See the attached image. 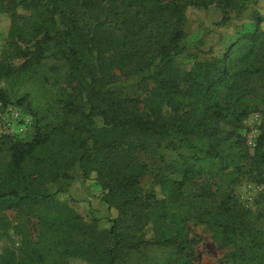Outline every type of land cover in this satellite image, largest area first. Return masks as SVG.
I'll return each mask as SVG.
<instances>
[{
  "label": "trees",
  "instance_id": "1",
  "mask_svg": "<svg viewBox=\"0 0 264 264\" xmlns=\"http://www.w3.org/2000/svg\"><path fill=\"white\" fill-rule=\"evenodd\" d=\"M257 1L180 0L179 3H166L163 0H46L47 17L39 22L35 16L44 10L39 8L44 0H13L18 13L20 9L31 10V14L25 16L26 22L31 26V35L43 37L35 42L34 50L27 48L20 51L25 60L19 67H9L4 55L0 56V82L5 77L16 74L27 76L34 72L45 55L41 41L49 37L45 22L49 19L56 26L55 16L59 14L66 17L69 12L74 24L72 29L62 30L65 46L60 45L59 51L71 65V77L79 85L86 87L82 91H85L86 101L90 106L86 111L81 104L70 100L64 102V108L69 113L83 116L82 127L93 142L89 145L88 140H82L79 143L82 148L79 157L65 162V168L68 170L78 162L85 176L91 173L89 169L95 171L97 180L107 190L104 200L109 207L116 206L119 215L110 219L112 225L109 230L99 231L94 224L83 222L82 217L69 204L58 201L54 194L39 189L33 191L28 186H23V192H19L17 188L0 192V203L9 202L7 197L12 196L17 202H9L7 207L20 202L31 207L42 205L43 212L56 214L53 220L59 219L69 224L66 226L67 238L64 241L73 239L71 230L77 231L75 235L80 232L91 238L88 243L74 240L63 243L68 255L87 254V258H94L90 252L99 250L105 254L104 264H115L120 251L124 249L130 251L143 245H158L173 247L176 250L177 264H195L194 244L197 239L191 236L189 226V221L194 216L182 209V197L185 183L195 174H202V171L188 169L180 180L158 174L155 177L156 187L146 191L140 184V178L145 174L147 166L134 154V142L137 147L146 148L148 136H183L185 139L198 138L223 147L227 139L234 136V130L242 127L243 118L264 105V44L261 45L260 42L264 38V30L257 29L250 36L252 44L241 57L235 58L232 50L227 49L221 55L212 54L207 59L196 60L190 70H184L175 63V57L188 46L187 40H182L185 32L176 28L169 34L166 29L171 26L175 16L190 7L208 8L213 3H225L234 5L242 13L245 6ZM49 2H52L51 6ZM81 6L98 10V16L104 18L105 22L97 20L96 24L98 21L106 24L101 33L95 35H91L93 29L90 32L84 30V36L90 37L86 42H82V34L77 38L78 33H81L78 9ZM233 18L230 12H223L217 24L225 25ZM111 20L116 22L112 23ZM256 20L260 23L263 18L257 16ZM156 28H165V31L154 32ZM0 32L19 39L25 38L21 36L22 26L15 23V15L8 14L2 0ZM153 37L160 38L150 51L148 44ZM90 42H97L98 50L95 54L97 66L89 74L91 80L88 81V77L85 76V79L82 75L86 74L85 69L89 67L87 52L93 51ZM109 47L117 48L119 57L113 55L107 58L105 52ZM131 63L137 64L139 72L146 71L147 77L154 82L152 97L141 100L106 87L108 79L115 78L111 72L113 68ZM15 94L13 88L0 86V102L3 105L12 103L11 97ZM22 101V97L17 99V103ZM166 108H169V113L165 111ZM98 115L103 119V128L99 131H105L104 136H95V129L90 127L95 125L94 117ZM63 122L64 120L62 125ZM225 127H229L227 132ZM37 130L36 128L31 140H11V174L20 175L27 158L48 142L49 136ZM3 138L0 137V142H4ZM74 143L73 140L72 144ZM234 143L235 140H232L229 147L231 150L225 153V158H213L219 156L220 152L213 155L203 144V148L198 151L205 153L207 158L204 159L216 163L219 170L224 171L233 166V170L239 171L241 167L235 158L236 152L232 147ZM123 144L125 146L119 152V147ZM253 156L254 169L263 184L259 197L264 206V129L256 140ZM59 176V173H55L52 179H58ZM62 176L69 177L67 172ZM204 214L198 216L200 221H215L230 231H236L239 225H245L249 221L243 212L229 205L227 200H223L216 210L208 209ZM149 226L154 232L153 240L131 233ZM39 254L42 253L32 251L30 262L42 260ZM1 260V264H17L14 251Z\"/></svg>",
  "mask_w": 264,
  "mask_h": 264
},
{
  "label": "rangeland",
  "instance_id": "2",
  "mask_svg": "<svg viewBox=\"0 0 264 264\" xmlns=\"http://www.w3.org/2000/svg\"><path fill=\"white\" fill-rule=\"evenodd\" d=\"M2 2L6 5L8 14L15 15V23L22 26L21 36H25L19 39L0 32V56L4 55L6 65L16 68L25 60L20 51L27 48L34 50L35 42L41 40L43 35H31V26L25 17L31 14V10L20 9L19 14L13 0ZM45 2L46 0L39 6L44 9L42 13L35 16L39 22L47 17ZM51 5L52 2H49V6ZM66 8L68 12V7ZM78 9L81 33H78L77 38L82 34V42H86L90 37L84 36V30L90 32L93 29L91 35H95L101 33L106 24H100V21L96 24L97 20L104 19L98 16V10L86 6ZM243 10L242 15L234 5L213 3L208 8L190 7L187 11L180 12V15L173 18L171 26L166 28L169 34L176 28L185 32L182 40L186 39L188 46L175 57V63L184 70H190L196 60L207 59L212 54L221 55L227 49L232 50L235 58L241 57L252 44L250 36L257 29L264 30V0L249 3ZM223 12H230L234 18L225 25H218ZM257 16L262 17L263 21L258 23ZM62 17L59 14L55 16L56 26L49 19L45 22L49 37L41 41L45 55L34 72L27 76L16 74L5 77L0 82V86L15 90L16 94L11 97L12 103L7 106L16 107L22 117L17 120L18 124L12 134L0 133V137H4V142H0V192H9L15 188L23 192V186H28L33 191L39 189L54 194L58 201L69 204L82 217L83 222L94 224L99 231L109 230L112 225L110 219L119 215V209L116 206L109 207L104 200L107 190L97 180L96 172L89 169L91 173L85 176L78 162L68 170L65 168V162L78 158L82 152L79 143L86 139L92 145L93 139L82 127L83 116L69 113L64 108V102L70 100L81 104L86 111L90 105L87 104L85 91H82L86 87L79 85L71 77V65L59 51L60 45L65 46L62 30H70L74 24L69 12L66 17ZM111 22L115 23L116 20ZM158 30L156 28L154 32ZM159 31L163 32L165 28ZM157 38L153 37L148 44L150 51L155 48L153 45L160 37ZM260 42L261 45L264 44V38ZM97 44L90 42L93 51L87 52L89 67L85 69L86 74L82 75L85 79L97 66ZM113 55L119 57V52L117 48L109 47L105 56L110 58ZM111 72L115 78L108 79L107 88L117 89L124 96H136L141 100L152 97L155 84L147 77L146 71L137 70V64H121ZM90 80L88 77V81ZM21 97L23 101L17 103V99ZM7 106L0 104V110ZM165 111L169 113V108ZM9 115L12 117V114ZM94 120L95 125L90 127L95 129V136H104L105 131H99L103 128L102 116H95ZM242 124V127L234 130V136L228 138L223 147L198 138L185 139L183 136H148L146 148L137 147L134 142V154L147 166L145 174L140 178V184L146 191L156 187L155 177L158 174L180 180L188 169L202 171V174H195L185 183L182 197V209L194 216L189 221V226L191 236L197 239L194 244L195 264H264V206L259 197L263 184L254 169V149L250 144L251 140H257L264 129V105L243 118ZM36 128L37 132L49 136L48 142L27 158L20 175L11 174V140H31ZM228 129L229 127H225L226 132ZM232 140H235L232 147L236 152L237 164L241 167L239 171L233 170V166L224 171L219 170L216 163L204 159L207 158L205 153L198 151L203 148V144L213 155L220 152L219 156L213 158H225V153L231 150L229 147ZM124 146L125 144L119 147V152ZM64 172L69 177H63ZM55 173L60 176L53 180ZM7 198L10 199L9 202H17L12 196ZM223 200L243 212L249 219L248 223L239 225L236 231H230L215 221L198 219L199 215H205L206 210H216ZM9 202L0 203V264L1 259L9 256L11 251L15 252L17 264H104L105 254L99 250L90 252L94 258H87V254L74 256L65 253L66 245L63 243L73 240L88 243L91 238L80 232L75 235L77 231L71 230L73 239L64 241L67 238L66 226L69 224L59 219L53 220L56 214L43 212L42 205L31 207L24 202L7 207ZM131 233L147 240H153L154 237L151 226ZM32 251L42 253L39 255L43 259L36 260V263L30 262ZM176 257L173 247L143 245L136 250L120 251L115 264H177Z\"/></svg>",
  "mask_w": 264,
  "mask_h": 264
},
{
  "label": "built area",
  "instance_id": "3",
  "mask_svg": "<svg viewBox=\"0 0 264 264\" xmlns=\"http://www.w3.org/2000/svg\"><path fill=\"white\" fill-rule=\"evenodd\" d=\"M0 104L2 103L0 102ZM7 105H4V106H7ZM9 114H12V117ZM21 119L22 117L20 116V112L17 110L16 107L7 106L5 107V109H1L0 110V133L4 135L12 134L14 127L18 124L17 120H21ZM250 144L252 145L253 149H255L256 140H251Z\"/></svg>",
  "mask_w": 264,
  "mask_h": 264
}]
</instances>
